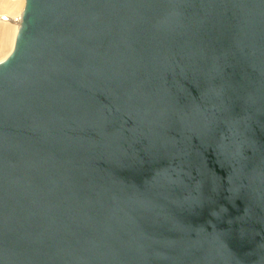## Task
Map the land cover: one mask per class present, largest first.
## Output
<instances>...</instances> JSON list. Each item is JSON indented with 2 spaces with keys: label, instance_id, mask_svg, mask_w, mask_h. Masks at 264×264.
<instances>
[{
  "label": "water",
  "instance_id": "obj_1",
  "mask_svg": "<svg viewBox=\"0 0 264 264\" xmlns=\"http://www.w3.org/2000/svg\"><path fill=\"white\" fill-rule=\"evenodd\" d=\"M0 264H264V0H26Z\"/></svg>",
  "mask_w": 264,
  "mask_h": 264
},
{
  "label": "bare ground",
  "instance_id": "obj_2",
  "mask_svg": "<svg viewBox=\"0 0 264 264\" xmlns=\"http://www.w3.org/2000/svg\"><path fill=\"white\" fill-rule=\"evenodd\" d=\"M25 3L26 0H0V32L2 25L5 26L4 35L1 39V48H4L9 43L11 36H13V39L15 36L17 38L20 14L24 9ZM11 17H17V20H12ZM10 21H14L15 25L13 24L14 22ZM15 42L16 40H14V46Z\"/></svg>",
  "mask_w": 264,
  "mask_h": 264
},
{
  "label": "rangeland",
  "instance_id": "obj_3",
  "mask_svg": "<svg viewBox=\"0 0 264 264\" xmlns=\"http://www.w3.org/2000/svg\"><path fill=\"white\" fill-rule=\"evenodd\" d=\"M3 16H5V15H3ZM11 19L17 20V17H11ZM10 22H14V21H10ZM13 24L15 25V22ZM4 31H5V26L2 25V30L0 32V42H1L0 43V61L5 59L12 52V50L14 48V40H16V38H15L16 36L14 37V39H13V36H11L9 43L4 48H1V46H2L1 39L3 38Z\"/></svg>",
  "mask_w": 264,
  "mask_h": 264
}]
</instances>
